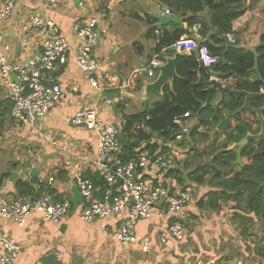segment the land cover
Wrapping results in <instances>:
<instances>
[{
    "label": "crops",
    "instance_id": "1",
    "mask_svg": "<svg viewBox=\"0 0 264 264\" xmlns=\"http://www.w3.org/2000/svg\"><path fill=\"white\" fill-rule=\"evenodd\" d=\"M2 1L0 0V6ZM239 5L241 9L246 8V11L234 21L231 32L236 38V44L229 45L221 36L217 38L221 40L218 44L212 39L216 36V28L213 26V16L207 9L201 14V23L187 28L184 18L175 14L164 0L16 1L12 15L0 26L2 50L11 62H26L40 49L41 39L31 27L32 19L36 16L52 19L59 26L61 34L72 44V49L58 75L62 85L59 102L31 127H22L13 122L10 116L9 91L0 76V202L20 196L16 191V183H30V171L38 164L40 172L36 189L51 190L55 196L68 199L71 204L68 216L60 224L65 227L63 232L60 231V226L56 227L45 221L36 212L30 214L23 227L0 217V234H8L21 246V253L15 264H89V261L91 264H177L175 260L181 256V251L164 248L156 239L159 224L157 219L143 220L137 224V235L149 236L152 240L151 250L147 255H142L138 247L134 246L137 257L119 253L116 245L111 248L110 240H113L116 224L113 219L95 220L93 223H85L80 219L82 200L73 177L77 173L87 178L97 175L95 159L98 142L94 131L74 127L70 125L69 119L83 106L96 109L101 121L117 127L122 126L123 122L125 125L127 117H145L146 110L162 95L145 98L146 85L155 80L146 76L145 69L154 57H160L166 51V48L157 51L162 35L172 34L178 25L186 30L184 36L208 45V49L226 50L234 46L253 55L254 64L242 77L237 74H233L231 78L226 76L225 82L236 83V90L239 79L254 84L258 79L256 48L264 34V0H243ZM167 9L171 11L170 15H166ZM76 16L83 20L89 17L99 19L102 37L93 55L101 66L96 75L100 89L90 85L88 77L75 63V39L69 29L72 18ZM167 16H174L177 20L165 22L158 18ZM22 41L26 42L25 45ZM168 54L173 56L172 51ZM119 91L122 92V100L117 103ZM263 91L261 87L260 93L255 94L260 96ZM228 96L230 94H226L225 99ZM219 99L218 94L212 96L211 111L219 108ZM239 100L243 103V98ZM203 115L201 118L200 114L201 121L205 119L208 124L201 126L196 136L191 138L188 134L184 143L192 150L185 159L186 169H182L183 161L176 163L171 169L176 181L179 173L186 176L198 166L208 165L216 154L224 150L226 144V150L233 151L236 156L237 149L232 148L234 143H227L224 135L215 136V131L223 125L219 127V124H214L211 112L206 111ZM227 116L228 113L223 114V120ZM230 122L233 123L232 120ZM189 123L191 131L198 124L194 117ZM260 127L259 122L256 134L260 132ZM51 140L57 141L60 146H66L68 150L53 147ZM146 143L159 144L160 141L151 139ZM160 147L162 146H158V149ZM234 163L239 167L246 165L242 158L241 164H237L236 160ZM253 169L255 172V168L252 171ZM224 170L225 173L229 172ZM183 182L196 189V201L205 197L204 194L200 195L202 188H205L204 193L212 190L207 184L198 186L188 181ZM177 183L179 186L182 184ZM101 185L102 183L98 186ZM235 207V203L229 202L219 212L201 210V216L207 213L210 217V222L206 221L204 224L208 231L202 230L201 233L206 232L198 240L197 228L187 231L186 227L187 234L182 246L187 241L194 240H197L199 247L206 245L205 250L200 249L206 258L204 264H229L235 260L237 264H264V220L250 214L246 215L249 223L244 225V222L235 220V214L239 212ZM194 216L198 215L191 213L189 219L193 220ZM186 255L188 256L187 252Z\"/></svg>",
    "mask_w": 264,
    "mask_h": 264
},
{
    "label": "built area",
    "instance_id": "2",
    "mask_svg": "<svg viewBox=\"0 0 264 264\" xmlns=\"http://www.w3.org/2000/svg\"><path fill=\"white\" fill-rule=\"evenodd\" d=\"M16 1H2L0 26L12 15ZM170 14L171 11L167 9L166 15ZM31 27L40 37L41 47L26 62H11L7 58L2 50L0 35V76L9 91L10 116L16 125L22 127L33 126L35 121L44 118L59 102L62 85L58 75L72 49V44L49 17H34ZM69 30L75 39L77 67L88 77L92 87L100 89L96 75L101 66L93 55L102 37L99 19L73 17ZM223 38L229 45L236 44L232 32L225 33ZM25 43L22 41L23 45ZM171 51L194 57L206 69L219 63V57L211 54L205 44L183 36L162 52L160 57H154L148 63L146 76L156 78L158 68L165 63ZM121 100L122 92L119 91L116 102L120 103ZM191 119L193 117L190 113L175 118L173 125L179 131L174 141L162 144L155 151H150L147 143L142 142L124 162L121 159L123 149L119 139L124 122L120 127L105 123L98 118L96 109L81 107L69 119V123L96 133L98 147L95 167L102 185L96 187L91 179L81 173L74 175V185L82 200L80 219L85 223L113 219L116 223L113 234L115 241L121 247L137 246L142 255L150 252L152 240L149 236L137 235V224L143 220L157 219L156 239L160 245L179 251L186 238L185 223L190 214L201 216V210L196 206V189L180 188L176 179L169 174L176 163L184 161L192 153L184 144L191 131ZM136 129L146 132L141 125ZM50 144L68 150L66 146L58 145L57 141L51 140ZM203 200L206 198L203 197ZM70 209L68 199L56 201L49 192L42 191L36 195H20L1 201L0 217L23 227L30 214L36 212L45 221L59 227ZM20 253L19 243L6 233L0 234V264H15Z\"/></svg>",
    "mask_w": 264,
    "mask_h": 264
},
{
    "label": "trees",
    "instance_id": "3",
    "mask_svg": "<svg viewBox=\"0 0 264 264\" xmlns=\"http://www.w3.org/2000/svg\"><path fill=\"white\" fill-rule=\"evenodd\" d=\"M164 1L175 14L184 18L187 28H192L195 24L201 23V14L207 9L214 19L213 26L216 28V36L212 39L217 44L221 42L217 38L223 37L227 32H231L234 21L246 11V8L241 9L239 5L243 0ZM201 27L205 28L203 24H201ZM185 33L186 30L181 25L176 26L172 34L164 33L158 44L157 51L164 48L167 49L183 37ZM206 46L208 47V45ZM231 47L226 50H213L209 47L210 53L219 57V63L211 69L201 67L194 57H187L177 68L178 78L173 81L170 87L165 86L159 100L146 110L147 128H144L146 130L145 133L136 129L139 125L143 126L144 117L137 115L125 119V125L119 137L123 149L122 161L125 162L129 159L133 154V150L144 141L148 142L151 139L160 141L159 144L147 143L150 151H155L158 146L174 141L179 129L173 125V120L182 117L185 113H190L191 116H194L199 112L202 118L206 111L211 112L213 122L216 125L224 121L223 114H229L243 105L241 100L230 95L214 111L201 108V103L206 99V94L203 90L209 80L210 71L224 74L230 78L233 74L242 77L254 64L253 55L238 50L234 46ZM256 55L258 79H256L254 84L239 79L237 83L238 91L260 93L261 87L264 90V34L260 37ZM250 105L253 108L264 107V91L260 96L251 98ZM232 121L233 123L230 122L227 125H223L218 131H215V136L224 135L227 143H236L247 134H256L259 130V122L255 115L249 111L241 112ZM206 124H208L207 120L202 119L201 123L197 124L189 133L191 138L196 136L200 127ZM226 146L227 144L224 150L216 154L208 165L198 166L195 170L187 173L186 176L179 173L177 181L179 183L188 181L198 186L207 184L212 187V190L204 195L206 197L205 201L203 196L197 200L200 210L219 212L223 206L232 202L236 204L235 209L239 211L235 214V220L244 222V225H247L249 219L246 218V215L250 214L264 220V139L258 142H251L242 150L241 158L246 163L244 167H239L234 163L236 156L233 151L226 150ZM183 162L182 169H186V160ZM221 168L229 170V172L225 173V170L223 171ZM252 168H255L256 173L254 169L252 171ZM172 173L174 171L170 170L169 174L171 176H173ZM89 178L92 179L95 186L100 185L101 182L97 175L89 176ZM16 191L19 195H36L42 191H47L56 201L61 200L51 190L36 189L35 185L22 181L16 183ZM238 225L241 226L240 223Z\"/></svg>",
    "mask_w": 264,
    "mask_h": 264
},
{
    "label": "water",
    "instance_id": "4",
    "mask_svg": "<svg viewBox=\"0 0 264 264\" xmlns=\"http://www.w3.org/2000/svg\"><path fill=\"white\" fill-rule=\"evenodd\" d=\"M158 18L165 22L177 20L176 17L174 16L158 17ZM172 54L173 56L166 57L165 63L158 68L157 70L158 74L155 80L152 83L146 85L145 98L149 99L151 97L161 95L163 88L165 86L172 85L173 81L178 78L177 68L183 61L187 59V56L184 54H179L175 51H172ZM13 78L14 77L12 76V79ZM225 78H226V75L224 74H219L214 71H211L209 73V80L206 83V88L203 90V92L206 94V99L204 102L201 103V108L210 109L212 107L211 99L214 94H218L220 97L219 101L217 102L218 106L224 102L226 94H230V95L235 96L237 99L243 98V105L239 109L229 113L227 118L219 124V127H221L222 125L229 124L230 121L234 117H236L238 114H240L243 111L251 112L253 115H255L257 121L261 123L260 132L258 134H247L244 138H242L241 140L233 144L232 148L237 149L236 163L241 164L242 150L249 143L258 142L264 138V118H263L264 107L253 108L250 105V99L255 96H258L259 94L250 93L247 91H238L235 88L236 83L228 84L225 82ZM193 117L197 120L198 124L201 123L199 112L196 113ZM143 127L145 129L147 128V118L146 117L143 118ZM39 172H40L39 165L36 164L30 171V183L32 185L39 184V179H38ZM64 228H65L64 226L60 225L61 232H63ZM229 264H237V260H235L234 262H230Z\"/></svg>",
    "mask_w": 264,
    "mask_h": 264
},
{
    "label": "rangeland",
    "instance_id": "5",
    "mask_svg": "<svg viewBox=\"0 0 264 264\" xmlns=\"http://www.w3.org/2000/svg\"><path fill=\"white\" fill-rule=\"evenodd\" d=\"M183 163L184 162H182V164ZM190 185L191 184H187V182H183L180 186L178 184V186L180 188H186V187L187 188H190L189 187ZM204 189L205 188H202V190H201V193L202 194H200V195L207 194V192L204 193ZM196 206L199 208V206L197 205V201H196ZM194 218H193V220H192V218H190L189 221H186V223L187 222L188 223L187 224L185 223V224H186V227H187V231L188 230H193L195 227L197 228L199 234H196V235H197V239L199 240L202 237V233L206 232V231H203L201 233V231L204 230V229H206L208 231V228L204 224L206 223V221H209L210 220L209 219L210 217L207 216V213H204L203 216H201V217L194 216ZM201 219H204V221L201 222ZM191 220H192V222H191ZM210 226H213V225H210ZM113 234H112L113 240H110V246H111V248H115V245H116V247L120 251L119 253H121V254H126L127 253L128 255L133 254L134 257H137V251H134L133 250L134 246H131V247H121L115 241ZM112 237H110V238H112ZM114 241H115V244H114ZM194 241L193 242L187 241V244L183 245L180 248V251H181L180 255L181 256H178V258H176L175 263H177V264H204L206 262V258H204V255L201 254V250H200V249H204L205 250L206 245L203 244V245H201L199 247L197 245V242H196L197 240H194ZM186 252L188 253V256L186 255ZM91 263L92 262L89 261V264H91ZM77 264H80V263H77Z\"/></svg>",
    "mask_w": 264,
    "mask_h": 264
},
{
    "label": "clouds",
    "instance_id": "6",
    "mask_svg": "<svg viewBox=\"0 0 264 264\" xmlns=\"http://www.w3.org/2000/svg\"><path fill=\"white\" fill-rule=\"evenodd\" d=\"M193 117V116H192Z\"/></svg>",
    "mask_w": 264,
    "mask_h": 264
}]
</instances>
